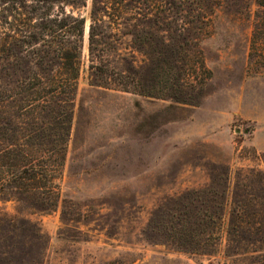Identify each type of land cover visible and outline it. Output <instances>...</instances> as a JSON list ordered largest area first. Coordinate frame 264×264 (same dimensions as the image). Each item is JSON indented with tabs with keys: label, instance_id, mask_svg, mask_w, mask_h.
I'll return each instance as SVG.
<instances>
[{
	"label": "rangeland",
	"instance_id": "374dc122",
	"mask_svg": "<svg viewBox=\"0 0 264 264\" xmlns=\"http://www.w3.org/2000/svg\"><path fill=\"white\" fill-rule=\"evenodd\" d=\"M84 1L64 164L48 194L0 196V264H264V0H136L118 13L97 0L101 61ZM10 6L0 0V37L38 23ZM136 40L169 49L133 52ZM14 63L0 55V87ZM116 71L151 97L117 90Z\"/></svg>",
	"mask_w": 264,
	"mask_h": 264
},
{
	"label": "trees",
	"instance_id": "16d2710c",
	"mask_svg": "<svg viewBox=\"0 0 264 264\" xmlns=\"http://www.w3.org/2000/svg\"><path fill=\"white\" fill-rule=\"evenodd\" d=\"M34 1L39 4L38 7L29 6L28 10L25 0H2V5L11 4L13 14L22 16L19 12H23L28 14L27 21L32 19V15L39 20L35 25L26 21L22 22V26L10 25L4 36L0 37V55L12 57L15 61L13 74L19 73L9 87H0V196L7 200L24 194H48L45 192L48 189L45 181L50 184L53 181L50 168H61L64 164L81 73V46L86 21L74 13L85 6V1ZM125 1L116 0L114 12L118 13L122 6L128 8V4L136 0ZM17 2L19 6L15 7ZM50 2L58 5L55 13H51V6L47 7ZM96 3L97 0H93L89 16L88 52L92 59L101 61L106 51L97 50L98 42L94 34ZM108 4L115 6L114 3ZM261 5L264 6V2ZM67 8L69 13L66 12ZM120 15H116L117 20ZM146 43L136 40L132 43L135 47L131 48L133 52H140ZM149 43L152 52H157L155 56H166L169 49L167 41L153 45L154 50L152 42ZM23 51L26 52L24 58L29 59L27 62L19 56ZM32 63L36 70L31 68ZM95 74L109 75L100 69ZM110 75L118 76L117 90L151 97L150 89L140 88L135 76L122 77V73L117 71ZM151 90L154 91L153 88ZM52 123L60 125V133L49 132L52 131Z\"/></svg>",
	"mask_w": 264,
	"mask_h": 264
},
{
	"label": "crops",
	"instance_id": "0c3cea01",
	"mask_svg": "<svg viewBox=\"0 0 264 264\" xmlns=\"http://www.w3.org/2000/svg\"><path fill=\"white\" fill-rule=\"evenodd\" d=\"M255 146L259 150H264V142H261L260 140L256 141V137H255Z\"/></svg>",
	"mask_w": 264,
	"mask_h": 264
}]
</instances>
